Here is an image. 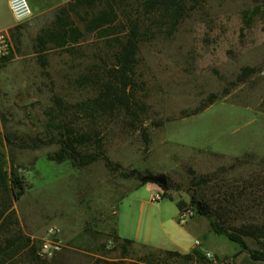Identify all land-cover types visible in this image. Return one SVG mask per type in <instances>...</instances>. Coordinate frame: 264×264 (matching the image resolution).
<instances>
[{
  "label": "rangeland",
  "instance_id": "obj_1",
  "mask_svg": "<svg viewBox=\"0 0 264 264\" xmlns=\"http://www.w3.org/2000/svg\"><path fill=\"white\" fill-rule=\"evenodd\" d=\"M33 1L29 20L9 29L12 59L0 66V161L5 170L12 162L25 184L12 204L22 233L38 246L48 227L57 229L62 247L38 264L116 261L120 254L111 228L120 239L136 244L127 248L124 264L147 257L151 250L184 254L194 241L203 254L238 251L234 243L207 231L203 215L192 213L179 225L176 200H187L186 168L203 175L244 158L250 162L233 174L245 176L264 160V0H205L172 35H157L140 46V88L135 91L145 113L135 128L121 113L94 125L109 167L102 160L86 166L73 160L55 163L46 156L56 145L28 149L8 147L2 140L5 133L24 141L47 140L54 123L53 98L73 105L92 95L73 80L92 63L93 38L79 44L82 56L60 50L36 54L35 36L69 0ZM5 3L0 0V27L14 22ZM243 67L255 71L239 80ZM210 94L216 97L210 105L185 117ZM74 126L85 124L75 120ZM141 130L148 137L146 146ZM145 171L162 174L179 187L167 193L172 200H148L150 188L155 187L154 195H162L161 190L152 183L136 187L130 177ZM246 244L255 247L248 240ZM155 262L201 264L163 255ZM15 264L27 263L17 259Z\"/></svg>",
  "mask_w": 264,
  "mask_h": 264
},
{
  "label": "trees",
  "instance_id": "obj_2",
  "mask_svg": "<svg viewBox=\"0 0 264 264\" xmlns=\"http://www.w3.org/2000/svg\"><path fill=\"white\" fill-rule=\"evenodd\" d=\"M204 1L69 0L58 7L52 22L35 36L34 51L39 55L49 50H60L68 56H82L78 51L79 44L85 37H92L95 42L94 51L90 54L92 63L73 80L77 88L89 89L92 95L73 105H65L60 98L54 97V123L50 122L52 131L47 140L31 138L24 141L5 133L1 136L3 142L8 147L28 149L53 144L58 148L46 156L47 160L62 163L73 160L76 155L79 166L102 160L109 167L94 125L102 118L121 113L130 121L129 127L137 126L140 115L146 111L142 97L138 98L135 91L140 84L136 80L140 46L157 35H172L181 20ZM7 32L10 37L11 30ZM11 59V54L1 58L0 66ZM254 71L243 67L237 78L242 80ZM215 99L214 95H208L185 117L200 112ZM75 120H82L85 127L76 128ZM141 137L146 146L148 137L143 130ZM249 162L244 158H234L229 165L203 175L186 168L184 194L187 200H176V208L178 211L190 209L200 216L199 208L205 209L203 217L209 230L237 245L238 251L233 257L242 253L251 261L264 263V160L256 163L257 169L245 176L233 174L234 170ZM130 177L138 182L136 187L145 183L156 184L162 192V199L172 200L167 193L179 191V187L162 174L132 172ZM156 177L164 178V183H155ZM24 187L23 178L13 168L12 162L9 170H5L0 161V264H15L17 259L27 264L40 263L36 255L37 246L22 233L12 210V204L22 196ZM109 234L120 258L113 262L95 261L94 264H124L123 258L132 242L120 239L114 228ZM246 240L255 247L249 248ZM162 255L209 264L196 249L183 255L151 250L147 257L138 258L132 264H157L155 261Z\"/></svg>",
  "mask_w": 264,
  "mask_h": 264
},
{
  "label": "built area",
  "instance_id": "obj_3",
  "mask_svg": "<svg viewBox=\"0 0 264 264\" xmlns=\"http://www.w3.org/2000/svg\"><path fill=\"white\" fill-rule=\"evenodd\" d=\"M8 11L16 22L27 20L31 16V10L26 0H9ZM11 50V42L7 31L0 32V59L5 57ZM161 198V194H150L148 200L155 202ZM192 216L190 209L179 211L176 221L179 225H183L187 219ZM62 247L60 239L57 236V229L48 227L45 230L44 237L39 242L36 255L38 258L47 259L54 255ZM204 258L212 264H230L228 259H216L209 253L202 254Z\"/></svg>",
  "mask_w": 264,
  "mask_h": 264
},
{
  "label": "crops",
  "instance_id": "obj_4",
  "mask_svg": "<svg viewBox=\"0 0 264 264\" xmlns=\"http://www.w3.org/2000/svg\"><path fill=\"white\" fill-rule=\"evenodd\" d=\"M6 1V3H5V5H6V9H7V11H8V6H7V4H8V1L9 0H5ZM27 1V0H26ZM27 3H28V5H29V7H30V10H31V15H32V9H35L34 8V1L33 0H28L27 1ZM30 18V17H29ZM29 18L27 19V20H29ZM27 20H25V21H27ZM25 21H22V22H16V21H14V22H12L10 25H7V26H1L0 27V32H4V31H8L9 29H11L12 27H14V26H16V25H18V24H22L23 22H25ZM141 186V185H140ZM137 187H139V186H137ZM155 187H152V188H150V194H153V193H155ZM141 205H143V203L141 204ZM142 207V206H141ZM207 231H209V232H211L210 230H209V227H208V223H207ZM115 233H116V231H115ZM117 235V234H116ZM131 241V240H130ZM132 242V247H135V243L133 242V241H131ZM198 246H199V243L198 242H196V241H194V244L193 245H191V246H189L188 248H187V250H184V254H186V253H188L191 249H196L200 254H203V252H201L200 250H198ZM158 250H161V249H158ZM161 251H163V250H161ZM169 252H172V251H169ZM177 253V252H176ZM205 253H208V252H205ZM237 253V251L236 252H233L232 254H220V255H217V254H214V255H212L214 258H216V259H218V260H220V259H228L230 262V264H264L263 262H258V261H256V262H254V261H251V260H249L248 259V257L245 255V254H239V255H237V256H235V257H233L235 254ZM210 254V253H209ZM183 255V254H182ZM233 257V258H232Z\"/></svg>",
  "mask_w": 264,
  "mask_h": 264
},
{
  "label": "water",
  "instance_id": "obj_5",
  "mask_svg": "<svg viewBox=\"0 0 264 264\" xmlns=\"http://www.w3.org/2000/svg\"><path fill=\"white\" fill-rule=\"evenodd\" d=\"M73 161H74L76 166H79V160H78V157L76 155L73 156ZM154 182L157 183V184H163L164 183V178L156 177L154 179ZM199 211H200L201 215H204L205 209L199 208Z\"/></svg>",
  "mask_w": 264,
  "mask_h": 264
}]
</instances>
